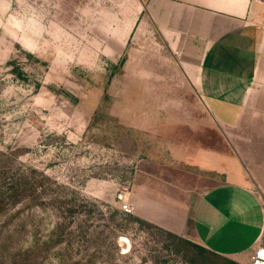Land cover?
I'll return each mask as SVG.
<instances>
[{
    "label": "rangeland",
    "instance_id": "rangeland-1",
    "mask_svg": "<svg viewBox=\"0 0 264 264\" xmlns=\"http://www.w3.org/2000/svg\"><path fill=\"white\" fill-rule=\"evenodd\" d=\"M127 2L0 0V169L23 183L21 169L37 198L27 209L29 192L5 202L0 264L231 260L201 255L134 220L146 203L134 196L135 178L169 176L168 160L177 158L166 148L179 139L174 116L190 105L168 73L146 82L121 70L134 20ZM257 251L236 263L254 264Z\"/></svg>",
    "mask_w": 264,
    "mask_h": 264
},
{
    "label": "crops",
    "instance_id": "crops-1",
    "mask_svg": "<svg viewBox=\"0 0 264 264\" xmlns=\"http://www.w3.org/2000/svg\"><path fill=\"white\" fill-rule=\"evenodd\" d=\"M127 4L134 20L121 70L146 82L168 73L190 105L174 116L169 176L135 178L133 195L146 202L135 214L243 263L264 250V0ZM181 167L190 171L173 170Z\"/></svg>",
    "mask_w": 264,
    "mask_h": 264
},
{
    "label": "trees",
    "instance_id": "trees-1",
    "mask_svg": "<svg viewBox=\"0 0 264 264\" xmlns=\"http://www.w3.org/2000/svg\"><path fill=\"white\" fill-rule=\"evenodd\" d=\"M123 60L124 59H122L120 61L119 65H121L123 63ZM0 155H1V153H0ZM20 170H19L18 176L22 177L21 179L23 180V183H19L17 179L12 178L13 175L9 171H6L4 169H0V213L3 210V208H5V202H7L8 200H13L12 203L15 204V203L19 202V200L21 198H23V196H25L27 194V192L32 194V196H27V198L24 200L26 209H27L29 204H35V202L37 200V198L35 196L34 182L25 180L24 174L22 171L20 172ZM7 218H8V215H7ZM134 220L139 222V223H144V224L150 225L146 221H143L139 218H134ZM4 223H6V222L2 221L0 223V226ZM151 226H153V225H151ZM153 227H155L156 230L160 231L161 233H164L167 237H170V238H172V239H174L180 243H184L186 245L193 247L201 255L209 256L211 258H221V260H223L222 258H224V257L217 255L211 251H208L207 249H204V248H202L196 244H193V243H191V242H189V241H187L181 237H178V236H176L170 232H167V231H165L159 227H156V226H153ZM12 232L13 231L9 232L5 237H2V238L5 241L10 242L12 239ZM31 244H32V242H31ZM35 244H36V242H33L32 246H35ZM15 256L19 257L21 259V257H20L21 255L15 254ZM24 257L26 258V260H29V259L34 260L33 251L26 249V251L24 253ZM227 262L229 264H238V263L231 261V260H228Z\"/></svg>",
    "mask_w": 264,
    "mask_h": 264
},
{
    "label": "built area",
    "instance_id": "built-area-1",
    "mask_svg": "<svg viewBox=\"0 0 264 264\" xmlns=\"http://www.w3.org/2000/svg\"><path fill=\"white\" fill-rule=\"evenodd\" d=\"M120 210L124 213H130V208L128 207V205L123 204L120 206ZM259 252H264L263 249H259V251H257V256ZM254 264H264V263H260L259 262V258L257 260L254 261Z\"/></svg>",
    "mask_w": 264,
    "mask_h": 264
},
{
    "label": "bare ground",
    "instance_id": "bare-ground-1",
    "mask_svg": "<svg viewBox=\"0 0 264 264\" xmlns=\"http://www.w3.org/2000/svg\"><path fill=\"white\" fill-rule=\"evenodd\" d=\"M259 251V250H258ZM258 258H259V262L263 263L262 261H260L261 259H264V252H259L258 253Z\"/></svg>",
    "mask_w": 264,
    "mask_h": 264
}]
</instances>
